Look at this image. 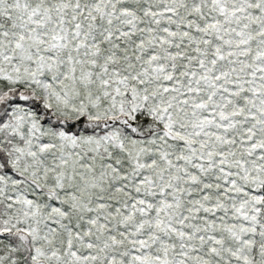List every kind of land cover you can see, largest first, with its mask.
I'll return each instance as SVG.
<instances>
[{"label": "snow or ice", "instance_id": "snow-or-ice-1", "mask_svg": "<svg viewBox=\"0 0 264 264\" xmlns=\"http://www.w3.org/2000/svg\"><path fill=\"white\" fill-rule=\"evenodd\" d=\"M0 264H264V0H0Z\"/></svg>", "mask_w": 264, "mask_h": 264}]
</instances>
